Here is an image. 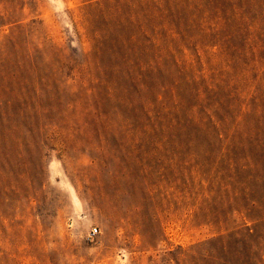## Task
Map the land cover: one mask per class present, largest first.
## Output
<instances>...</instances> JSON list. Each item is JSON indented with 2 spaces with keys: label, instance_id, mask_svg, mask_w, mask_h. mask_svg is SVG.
I'll list each match as a JSON object with an SVG mask.
<instances>
[{
  "label": "rangeland",
  "instance_id": "374dc122",
  "mask_svg": "<svg viewBox=\"0 0 264 264\" xmlns=\"http://www.w3.org/2000/svg\"><path fill=\"white\" fill-rule=\"evenodd\" d=\"M0 264H264V0H0Z\"/></svg>",
  "mask_w": 264,
  "mask_h": 264
},
{
  "label": "built area",
  "instance_id": "2783aa9c",
  "mask_svg": "<svg viewBox=\"0 0 264 264\" xmlns=\"http://www.w3.org/2000/svg\"><path fill=\"white\" fill-rule=\"evenodd\" d=\"M98 233V229H94L93 232L91 233V236H95Z\"/></svg>",
  "mask_w": 264,
  "mask_h": 264
}]
</instances>
